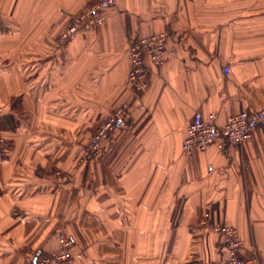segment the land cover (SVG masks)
<instances>
[{
    "label": "crops",
    "instance_id": "crops-1",
    "mask_svg": "<svg viewBox=\"0 0 264 264\" xmlns=\"http://www.w3.org/2000/svg\"><path fill=\"white\" fill-rule=\"evenodd\" d=\"M99 1L0 0V264L51 255L62 230L76 264H224L212 223L235 226L240 254L264 262V124L225 149L182 150L196 111L224 125L264 105V0H117L61 40ZM165 30L139 91L129 46ZM125 102L128 124L82 161Z\"/></svg>",
    "mask_w": 264,
    "mask_h": 264
},
{
    "label": "built area",
    "instance_id": "built-area-1",
    "mask_svg": "<svg viewBox=\"0 0 264 264\" xmlns=\"http://www.w3.org/2000/svg\"><path fill=\"white\" fill-rule=\"evenodd\" d=\"M116 1L100 0L85 11L74 14L68 26L61 33V40H72L80 32L104 23L105 10L115 5ZM169 36L170 32L165 30L138 37L130 44L128 54L131 65L128 79L137 90L145 91L150 86L151 68L148 61L155 64L163 62ZM225 71L229 72L230 67L226 66ZM131 111L130 103H123L92 132L84 147L82 161L98 157L103 153L104 143L113 139L128 124ZM3 112L4 108L0 106V116ZM261 124H264V105L253 112L242 110L233 113L224 125L207 120L200 111H196L187 127L182 150L187 152L195 148L205 149L212 144L225 149L229 144L249 140ZM4 143V138L0 137V145ZM55 175L62 181L71 178L69 173L64 174L60 169L55 170ZM208 226L217 234L218 241L226 248L227 256L224 264H264L258 258L244 257L240 254L243 240L235 226L213 223ZM58 236L59 248L51 255L36 257L21 264H76L72 253V247L75 245L74 238L65 230L60 231Z\"/></svg>",
    "mask_w": 264,
    "mask_h": 264
},
{
    "label": "rangeland",
    "instance_id": "rangeland-1",
    "mask_svg": "<svg viewBox=\"0 0 264 264\" xmlns=\"http://www.w3.org/2000/svg\"><path fill=\"white\" fill-rule=\"evenodd\" d=\"M64 174H67V172H63ZM54 176H56L55 175V172H54ZM57 177V176H56ZM58 178V177H57ZM59 179V178H58ZM66 182H69V180H65ZM220 246V245H219Z\"/></svg>",
    "mask_w": 264,
    "mask_h": 264
},
{
    "label": "trees",
    "instance_id": "trees-1",
    "mask_svg": "<svg viewBox=\"0 0 264 264\" xmlns=\"http://www.w3.org/2000/svg\"><path fill=\"white\" fill-rule=\"evenodd\" d=\"M17 101V100H16ZM222 246H224V245H222ZM38 257H43V255H40V256H38Z\"/></svg>",
    "mask_w": 264,
    "mask_h": 264
}]
</instances>
